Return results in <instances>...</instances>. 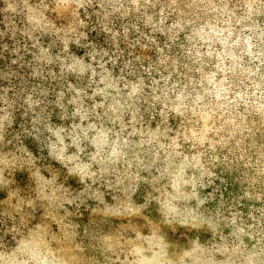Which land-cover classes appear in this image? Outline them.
<instances>
[{
	"label": "clouds",
	"instance_id": "clouds-1",
	"mask_svg": "<svg viewBox=\"0 0 264 264\" xmlns=\"http://www.w3.org/2000/svg\"><path fill=\"white\" fill-rule=\"evenodd\" d=\"M0 264H264V0H0Z\"/></svg>",
	"mask_w": 264,
	"mask_h": 264
},
{
	"label": "rangeland",
	"instance_id": "rangeland-1",
	"mask_svg": "<svg viewBox=\"0 0 264 264\" xmlns=\"http://www.w3.org/2000/svg\"><path fill=\"white\" fill-rule=\"evenodd\" d=\"M33 147H34V146H33ZM67 251H69V253H70V251H71V250H70V249H68Z\"/></svg>",
	"mask_w": 264,
	"mask_h": 264
}]
</instances>
